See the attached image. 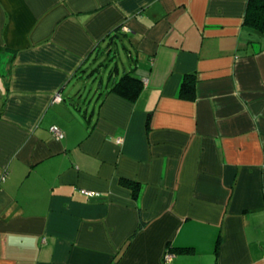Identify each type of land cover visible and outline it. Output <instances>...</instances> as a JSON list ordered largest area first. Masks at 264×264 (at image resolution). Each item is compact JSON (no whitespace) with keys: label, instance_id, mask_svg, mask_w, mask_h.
Wrapping results in <instances>:
<instances>
[{"label":"crops","instance_id":"0c3cea01","mask_svg":"<svg viewBox=\"0 0 264 264\" xmlns=\"http://www.w3.org/2000/svg\"><path fill=\"white\" fill-rule=\"evenodd\" d=\"M247 6L0 0V264H264V34ZM127 71L136 101L108 92Z\"/></svg>","mask_w":264,"mask_h":264},{"label":"trees","instance_id":"16d2710c","mask_svg":"<svg viewBox=\"0 0 264 264\" xmlns=\"http://www.w3.org/2000/svg\"><path fill=\"white\" fill-rule=\"evenodd\" d=\"M244 25L264 34V0H248ZM103 65H107V62L105 61L101 63L100 66ZM119 72V66L115 64L110 70V79H113L114 76H118ZM197 83L198 77L196 73L187 74L180 87L179 97L182 99L194 100L196 98ZM143 89V80L134 72L127 71L113 82L111 88L108 89V92L115 93L130 101H136L142 94ZM121 183L131 186L135 194L140 186L139 181L128 179L126 177L121 179ZM182 250H187V248H182Z\"/></svg>","mask_w":264,"mask_h":264},{"label":"rangeland","instance_id":"374dc122","mask_svg":"<svg viewBox=\"0 0 264 264\" xmlns=\"http://www.w3.org/2000/svg\"><path fill=\"white\" fill-rule=\"evenodd\" d=\"M128 56L129 55L127 54V52L124 51V47H123V45L121 43L118 46H116V48L113 51V53L110 54V58L106 59L109 64H111L113 62V60L116 59V62L112 63L113 66L109 68V71L114 67V65L117 63V61L119 62L120 66H121L122 61H127L128 60V58H129ZM105 72L107 73L106 77H108V70L104 68V70L102 72V75H104Z\"/></svg>","mask_w":264,"mask_h":264},{"label":"built area","instance_id":"2783aa9c","mask_svg":"<svg viewBox=\"0 0 264 264\" xmlns=\"http://www.w3.org/2000/svg\"><path fill=\"white\" fill-rule=\"evenodd\" d=\"M126 29V28H125ZM60 99H61V95L59 94V95H57L56 97H55V101H60ZM50 132L53 134V136L55 137V138H57V139H63L64 137H65V133H64V131L61 129V127H59L58 125H52L51 127H50ZM82 192H84V193H88V194H91V195H94L95 193H93V192H88V191H85V190H83ZM166 258L168 259V260H170L171 258H172V254H168L167 256H166Z\"/></svg>","mask_w":264,"mask_h":264},{"label":"water","instance_id":"95a60500","mask_svg":"<svg viewBox=\"0 0 264 264\" xmlns=\"http://www.w3.org/2000/svg\"><path fill=\"white\" fill-rule=\"evenodd\" d=\"M114 50H115V49L110 48V49L108 50V55H110L111 53H113Z\"/></svg>","mask_w":264,"mask_h":264}]
</instances>
